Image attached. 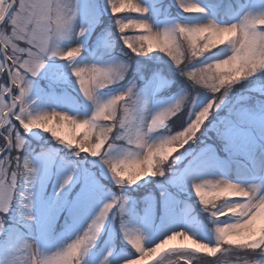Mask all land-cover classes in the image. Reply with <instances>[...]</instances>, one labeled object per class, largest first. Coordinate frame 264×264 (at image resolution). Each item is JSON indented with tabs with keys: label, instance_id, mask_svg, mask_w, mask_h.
I'll return each instance as SVG.
<instances>
[{
	"label": "snow or ice",
	"instance_id": "6c2138e0",
	"mask_svg": "<svg viewBox=\"0 0 264 264\" xmlns=\"http://www.w3.org/2000/svg\"><path fill=\"white\" fill-rule=\"evenodd\" d=\"M0 264H264V0H0Z\"/></svg>",
	"mask_w": 264,
	"mask_h": 264
},
{
	"label": "rangeland",
	"instance_id": "374dc122",
	"mask_svg": "<svg viewBox=\"0 0 264 264\" xmlns=\"http://www.w3.org/2000/svg\"><path fill=\"white\" fill-rule=\"evenodd\" d=\"M221 259H223V257H221Z\"/></svg>",
	"mask_w": 264,
	"mask_h": 264
}]
</instances>
